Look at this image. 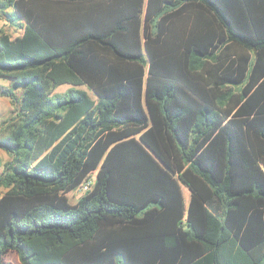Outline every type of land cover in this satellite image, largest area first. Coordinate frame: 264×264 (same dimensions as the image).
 Instances as JSON below:
<instances>
[{
    "label": "trees",
    "instance_id": "16d2710c",
    "mask_svg": "<svg viewBox=\"0 0 264 264\" xmlns=\"http://www.w3.org/2000/svg\"><path fill=\"white\" fill-rule=\"evenodd\" d=\"M0 17L21 31L0 29V264H264V0Z\"/></svg>",
    "mask_w": 264,
    "mask_h": 264
},
{
    "label": "rangeland",
    "instance_id": "374dc122",
    "mask_svg": "<svg viewBox=\"0 0 264 264\" xmlns=\"http://www.w3.org/2000/svg\"><path fill=\"white\" fill-rule=\"evenodd\" d=\"M0 29H3L6 32L11 33L14 37L21 33V31H18L16 29H14L13 27L9 26L8 23L6 22V20L2 17H0ZM11 85H12L11 79L5 78V77H0V87L1 86L10 87ZM69 87H70V85H67V84L58 86L55 89V92H64ZM81 87L86 88L84 86H81ZM88 91L92 97H95V95L92 91H90V90H88ZM17 92L21 95L22 88H18ZM12 111H13V109H12L11 102L10 103L6 102V104H5L3 98L0 96V121L11 116ZM8 159H9V154L5 150L0 148V171L3 168V163L6 162ZM0 190L4 191L5 189L0 186ZM84 192L85 191L83 189L77 188V189H74V190L70 191L69 193H67V195L69 196L70 201L72 203H75ZM184 193H185L186 200L189 201L190 191L187 187H184ZM3 261L6 263H10V264H22V262L19 259L18 253L14 250L8 251L5 254V256L3 257Z\"/></svg>",
    "mask_w": 264,
    "mask_h": 264
},
{
    "label": "built area",
    "instance_id": "2783aa9c",
    "mask_svg": "<svg viewBox=\"0 0 264 264\" xmlns=\"http://www.w3.org/2000/svg\"><path fill=\"white\" fill-rule=\"evenodd\" d=\"M92 184H93V180L90 179L87 182H85L83 185H81L79 189H83L84 191H86L91 187Z\"/></svg>",
    "mask_w": 264,
    "mask_h": 264
},
{
    "label": "crops",
    "instance_id": "0c3cea01",
    "mask_svg": "<svg viewBox=\"0 0 264 264\" xmlns=\"http://www.w3.org/2000/svg\"><path fill=\"white\" fill-rule=\"evenodd\" d=\"M1 97L3 98L5 104H6V102L10 103V100L7 97H4V96H1ZM12 109H13V106H12Z\"/></svg>",
    "mask_w": 264,
    "mask_h": 264
}]
</instances>
